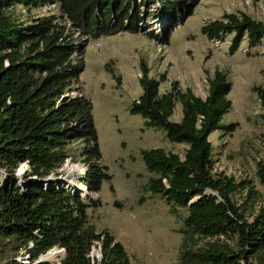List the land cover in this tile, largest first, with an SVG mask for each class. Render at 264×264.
I'll list each match as a JSON object with an SVG mask.
<instances>
[{
	"label": "trees",
	"instance_id": "trees-1",
	"mask_svg": "<svg viewBox=\"0 0 264 264\" xmlns=\"http://www.w3.org/2000/svg\"><path fill=\"white\" fill-rule=\"evenodd\" d=\"M197 1L0 0V264H21L16 258L22 250L29 255L26 264H35L53 247L65 250L60 264H91L89 252L96 242L101 253L96 264H131L122 244L89 222L87 208L96 203L82 197L98 192L110 176L99 164L91 101L69 94L83 69L75 59L73 35L136 33L148 16L142 6H157L173 21L189 15ZM53 3L65 22L54 15L29 17L32 9ZM17 5L25 9L26 19L15 13ZM200 30L209 39L231 35V52L242 40L250 48L264 40V23L244 13H224ZM140 71L141 92L129 113L142 118L143 128L162 130L169 142L185 146L182 157L161 147L140 151L151 174L145 189L159 194L174 217L178 209L185 211L178 264H264V204L251 207L256 191L249 180L213 171L208 135L234 130L233 124L221 122L231 106L225 74L214 71L201 98L190 89L159 92L165 76H150L143 63ZM260 98L264 105L263 92ZM176 104L178 121L170 119ZM260 117L264 121V113ZM73 142L81 144L85 172L79 183L85 192L51 175L69 157ZM22 163L27 168L18 175ZM255 174L264 185V160L256 163ZM239 193H244L240 203L234 198Z\"/></svg>",
	"mask_w": 264,
	"mask_h": 264
},
{
	"label": "rangeland",
	"instance_id": "rangeland-1",
	"mask_svg": "<svg viewBox=\"0 0 264 264\" xmlns=\"http://www.w3.org/2000/svg\"><path fill=\"white\" fill-rule=\"evenodd\" d=\"M155 7H141L148 16L136 33L120 30L96 37H81L78 32L73 35L78 46L75 59L83 63V69L74 84L77 88L69 94L80 93L91 101L101 152L99 164L106 165L104 171L110 176L98 192H86L82 197L96 203L87 208L89 222L98 232L107 231L120 242L131 264H178L179 230L185 215L178 209L174 217L159 194L145 189L151 174L140 151L161 147L182 157L185 146L169 142L162 130L143 128L142 118L129 113L131 101L141 92L140 63L147 66L150 76H165L159 92L176 87L190 89L201 98L207 94V79L214 71L225 74L231 85L227 95L231 106L221 122L233 124L234 130H215L208 135L213 146V171L249 180L256 191L251 207L264 204V185L255 174L256 163L264 160V121L260 117L264 113L260 98V92L264 93V40L251 48L242 40L231 52V35L209 39L200 30L224 13H244L264 23L263 0H198L189 15L173 21ZM14 11L26 19L23 7L17 5ZM29 14L54 15L65 22L57 3L32 9ZM180 116L176 104L170 119L178 121ZM80 149V143H71L69 157L51 174L71 189L80 187L79 177L85 172ZM67 168L72 169L70 173ZM243 194L234 196L238 203ZM94 249L100 253L97 242L89 252L91 264L99 260L92 256Z\"/></svg>",
	"mask_w": 264,
	"mask_h": 264
},
{
	"label": "built area",
	"instance_id": "built-area-1",
	"mask_svg": "<svg viewBox=\"0 0 264 264\" xmlns=\"http://www.w3.org/2000/svg\"><path fill=\"white\" fill-rule=\"evenodd\" d=\"M22 167V169H21V172H23L26 168H27V165L25 164V163H22L19 167H18V169L17 170H19V168H21ZM16 174H18V173H16ZM19 174H21V173H19ZM18 174V175H19ZM82 183H80V186H82L83 187V189H81V191H86V186L84 185V184H82ZM28 246L30 247L31 246V242H29V244H28ZM53 248H58V249H60V250H62V252L61 253H57V258H60L61 256H62V254H63V248L62 247H53ZM52 249V248H51ZM50 250V249H49ZM48 250V251H49ZM47 252V251H46ZM45 252V253H46ZM44 253V254H45ZM44 254H42V255H40L35 261H34V263L35 264H37V263H42V262H38V259L39 258H41ZM16 260L18 261V262H20L21 264H26V263H28L29 262V255L24 251V250H22L21 251V253H20V255L16 258Z\"/></svg>",
	"mask_w": 264,
	"mask_h": 264
},
{
	"label": "bare ground",
	"instance_id": "bare-ground-1",
	"mask_svg": "<svg viewBox=\"0 0 264 264\" xmlns=\"http://www.w3.org/2000/svg\"><path fill=\"white\" fill-rule=\"evenodd\" d=\"M71 170L72 169H69V168H67V171L70 173L71 172ZM65 182V181H64ZM81 189H83V187L82 186H80V187H78V188H76L75 186H72V190H81ZM86 193V192H85ZM62 252V250H58V249H56V248H53V249H50L49 251H47L42 257H41V259L43 260V261H46V262H49L50 264H58L57 263V261L59 260V259H57V253H61ZM98 255V251L97 250H92V256L93 257H96Z\"/></svg>",
	"mask_w": 264,
	"mask_h": 264
},
{
	"label": "water",
	"instance_id": "water-1",
	"mask_svg": "<svg viewBox=\"0 0 264 264\" xmlns=\"http://www.w3.org/2000/svg\"><path fill=\"white\" fill-rule=\"evenodd\" d=\"M21 169H22V167L21 168H19V171L21 172ZM19 174V173H18ZM196 198H193L192 200H195ZM100 250V249H99ZM64 254H65V250H64V248H63V254H62V256L59 258V261H58V264H60V260L62 259V257L64 256ZM100 257H101V253H98V255H97V258L100 260ZM38 262H42V263H46V261H43L41 258H39L38 259Z\"/></svg>",
	"mask_w": 264,
	"mask_h": 264
}]
</instances>
